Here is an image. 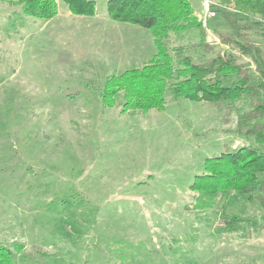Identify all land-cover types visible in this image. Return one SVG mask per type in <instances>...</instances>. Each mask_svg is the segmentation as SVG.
Returning <instances> with one entry per match:
<instances>
[{"label": "rangeland", "instance_id": "rangeland-1", "mask_svg": "<svg viewBox=\"0 0 264 264\" xmlns=\"http://www.w3.org/2000/svg\"><path fill=\"white\" fill-rule=\"evenodd\" d=\"M106 1L90 18L56 0L59 15L43 21L0 0V244L24 245L18 264H264V231L218 228L223 212L262 213L258 201L228 193L199 211L189 188L206 157L247 142L235 128L248 100L227 112L166 91L162 111H123L121 93L103 105L105 79L156 52L150 30L113 21Z\"/></svg>", "mask_w": 264, "mask_h": 264}, {"label": "trees", "instance_id": "trees-1", "mask_svg": "<svg viewBox=\"0 0 264 264\" xmlns=\"http://www.w3.org/2000/svg\"><path fill=\"white\" fill-rule=\"evenodd\" d=\"M62 1L73 15L96 13L95 0ZM11 3L20 6L25 15L43 21L58 14L56 0ZM209 9L217 17L203 22L189 0H107L108 17L149 29L156 52L141 67L107 77L100 98L103 105L112 106L121 93L123 111L146 113L165 109L166 91L174 99L210 101L227 112L245 97L249 108L238 113L235 132L247 142L206 157L189 188L194 194L193 209L199 211L220 208L228 193L257 200L262 213L223 212L218 228L235 231L241 238L258 236L264 231V0H210ZM209 27L217 40H208ZM194 31L197 40L170 41L171 35ZM250 33L262 41L257 43ZM219 44L222 50L204 58ZM239 56L248 63L238 62ZM225 79L228 84L223 83ZM23 246L0 244V264H18L13 251Z\"/></svg>", "mask_w": 264, "mask_h": 264}, {"label": "built area", "instance_id": "built-area-1", "mask_svg": "<svg viewBox=\"0 0 264 264\" xmlns=\"http://www.w3.org/2000/svg\"><path fill=\"white\" fill-rule=\"evenodd\" d=\"M204 3L209 8L210 0H204ZM214 15H215V13L212 10L208 9L207 17H203L201 19L204 22L206 20V18L213 17Z\"/></svg>", "mask_w": 264, "mask_h": 264}, {"label": "crops", "instance_id": "crops-1", "mask_svg": "<svg viewBox=\"0 0 264 264\" xmlns=\"http://www.w3.org/2000/svg\"><path fill=\"white\" fill-rule=\"evenodd\" d=\"M65 13H68V14H71L68 10H66V12ZM17 14V13H16ZM59 15V10H58V14H57V16ZM199 18H203V16H200V15H197ZM56 17V16H55ZM88 17H90V18H95L96 17V13H95V15H93V16H88ZM205 17H207V15L205 16Z\"/></svg>", "mask_w": 264, "mask_h": 264}]
</instances>
